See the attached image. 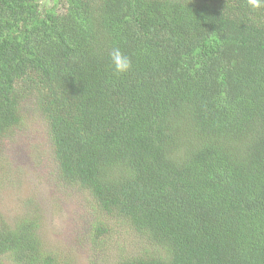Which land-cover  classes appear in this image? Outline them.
Wrapping results in <instances>:
<instances>
[{
    "label": "trees",
    "instance_id": "trees-1",
    "mask_svg": "<svg viewBox=\"0 0 264 264\" xmlns=\"http://www.w3.org/2000/svg\"><path fill=\"white\" fill-rule=\"evenodd\" d=\"M27 104L59 179L148 245L116 264H264V8L0 0V146ZM39 224L0 216V257L58 264Z\"/></svg>",
    "mask_w": 264,
    "mask_h": 264
},
{
    "label": "rangeland",
    "instance_id": "rangeland-1",
    "mask_svg": "<svg viewBox=\"0 0 264 264\" xmlns=\"http://www.w3.org/2000/svg\"><path fill=\"white\" fill-rule=\"evenodd\" d=\"M0 216L9 225L36 216L44 248L58 264H116L148 247L129 227L96 207L86 191L59 179L46 125L30 104L23 108L21 124L0 146ZM98 221L108 232L93 242ZM0 264L14 263L0 257Z\"/></svg>",
    "mask_w": 264,
    "mask_h": 264
},
{
    "label": "clouds",
    "instance_id": "clouds-1",
    "mask_svg": "<svg viewBox=\"0 0 264 264\" xmlns=\"http://www.w3.org/2000/svg\"><path fill=\"white\" fill-rule=\"evenodd\" d=\"M248 6L254 10L264 8V0H246ZM110 64L116 74H123L131 70V58L115 48L109 54Z\"/></svg>",
    "mask_w": 264,
    "mask_h": 264
}]
</instances>
